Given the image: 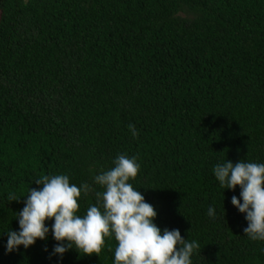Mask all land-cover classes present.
<instances>
[{
	"label": "trees",
	"instance_id": "obj_1",
	"mask_svg": "<svg viewBox=\"0 0 264 264\" xmlns=\"http://www.w3.org/2000/svg\"><path fill=\"white\" fill-rule=\"evenodd\" d=\"M120 154L161 231L199 243L192 264H264L213 172L264 163V0H0V264H114V237L99 256L53 255L51 231L6 244L36 179L93 184Z\"/></svg>",
	"mask_w": 264,
	"mask_h": 264
},
{
	"label": "clouds",
	"instance_id": "obj_2",
	"mask_svg": "<svg viewBox=\"0 0 264 264\" xmlns=\"http://www.w3.org/2000/svg\"><path fill=\"white\" fill-rule=\"evenodd\" d=\"M133 137L139 133L129 124ZM113 167L101 171L93 178V184H70L68 175H43L34 181L39 189L30 188L24 207L17 212L19 231L9 230L6 249L10 253L20 246L29 248L37 240H44L51 231L58 242L53 255L61 258L70 249L91 256L101 253L106 238L117 241L114 264H192L191 257L200 245L184 239L179 229L163 232L155 223L158 213L146 202L141 191L129 183L135 180L140 165L136 157L120 154ZM215 178L222 188L241 189L240 197L233 196L231 203L245 213L248 226L244 234L251 240L264 241V163L227 160L213 168ZM95 186L102 188L98 191ZM95 196L85 214L79 215L78 198L81 193ZM9 201L19 202L10 193ZM207 214L215 218V208ZM54 221L51 228L47 221ZM47 250V249H46Z\"/></svg>",
	"mask_w": 264,
	"mask_h": 264
}]
</instances>
